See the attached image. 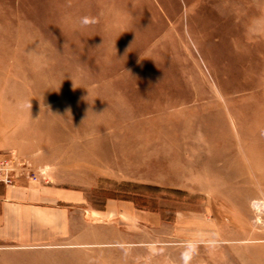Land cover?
Masks as SVG:
<instances>
[{
    "label": "rangeland",
    "instance_id": "rangeland-1",
    "mask_svg": "<svg viewBox=\"0 0 264 264\" xmlns=\"http://www.w3.org/2000/svg\"><path fill=\"white\" fill-rule=\"evenodd\" d=\"M0 161L159 214L80 264H264V0H0Z\"/></svg>",
    "mask_w": 264,
    "mask_h": 264
},
{
    "label": "crops",
    "instance_id": "crops-1",
    "mask_svg": "<svg viewBox=\"0 0 264 264\" xmlns=\"http://www.w3.org/2000/svg\"><path fill=\"white\" fill-rule=\"evenodd\" d=\"M85 194L39 180L0 183V243L31 249L51 245L64 252L55 258L67 264L100 262L91 250L108 242L101 231L107 224L120 222L139 230L160 220L158 213L137 210L124 200L109 199L103 209H94ZM92 229L101 234L99 240L93 241Z\"/></svg>",
    "mask_w": 264,
    "mask_h": 264
},
{
    "label": "built area",
    "instance_id": "built-area-1",
    "mask_svg": "<svg viewBox=\"0 0 264 264\" xmlns=\"http://www.w3.org/2000/svg\"><path fill=\"white\" fill-rule=\"evenodd\" d=\"M6 165H7V163L0 161V170L6 169L7 168ZM10 177H11V172H10V170L8 171V169H7V171L4 172V178H0V182L10 183L11 182Z\"/></svg>",
    "mask_w": 264,
    "mask_h": 264
},
{
    "label": "bare ground",
    "instance_id": "bare-ground-1",
    "mask_svg": "<svg viewBox=\"0 0 264 264\" xmlns=\"http://www.w3.org/2000/svg\"><path fill=\"white\" fill-rule=\"evenodd\" d=\"M252 206H253V208L255 210H257L259 212L262 211V210H264L263 205L260 202H258V201H253Z\"/></svg>",
    "mask_w": 264,
    "mask_h": 264
},
{
    "label": "clouds",
    "instance_id": "clouds-1",
    "mask_svg": "<svg viewBox=\"0 0 264 264\" xmlns=\"http://www.w3.org/2000/svg\"><path fill=\"white\" fill-rule=\"evenodd\" d=\"M24 106L27 107L30 111V107H31L30 100L27 101Z\"/></svg>",
    "mask_w": 264,
    "mask_h": 264
}]
</instances>
